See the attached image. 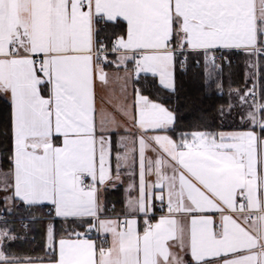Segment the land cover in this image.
Instances as JSON below:
<instances>
[{
    "label": "snow or ice",
    "instance_id": "6c2138e0",
    "mask_svg": "<svg viewBox=\"0 0 264 264\" xmlns=\"http://www.w3.org/2000/svg\"><path fill=\"white\" fill-rule=\"evenodd\" d=\"M234 55L237 126L174 139L177 72ZM0 104V205L47 218V264H264V0H0Z\"/></svg>",
    "mask_w": 264,
    "mask_h": 264
},
{
    "label": "trees",
    "instance_id": "16d2710c",
    "mask_svg": "<svg viewBox=\"0 0 264 264\" xmlns=\"http://www.w3.org/2000/svg\"><path fill=\"white\" fill-rule=\"evenodd\" d=\"M243 56L231 57V66L225 63V69L218 79L206 82L202 75L201 65L190 61L186 73L177 72V97H173L170 105L177 110V132L174 139L179 138L180 132L214 131L220 128V110L231 102L228 94L230 89L244 90L252 85L246 81L247 65ZM260 85V78H259ZM0 122L7 123V111L0 104ZM6 144L7 141L5 140ZM121 189L108 191L107 201L122 205ZM5 220L0 222V230L7 229L15 239H8L2 245L8 254H19L35 259H45L48 255L46 247L45 228L47 218L40 213L33 214L22 205H16L11 211L0 206V216ZM43 221V222H40ZM26 225V226H25ZM59 227V225H57Z\"/></svg>",
    "mask_w": 264,
    "mask_h": 264
},
{
    "label": "crops",
    "instance_id": "0c3cea01",
    "mask_svg": "<svg viewBox=\"0 0 264 264\" xmlns=\"http://www.w3.org/2000/svg\"><path fill=\"white\" fill-rule=\"evenodd\" d=\"M233 96H235V95L234 94L231 95V101H234L235 100V98ZM98 106H99V102H98ZM236 111L237 110L234 111V113H233L232 116H229V115L228 116H224L223 117V121H226V122L232 121L233 120V117L236 116ZM236 123H238V121ZM236 126H237V124H234L233 126H230V127H223V129L224 130H231V129L235 128ZM117 189H121L122 190L121 191V194H122L123 200H124V197H125L124 187L121 186V187H119ZM117 189H109V191H115ZM107 193H106V197H107ZM3 195H4L3 193H0V198H2ZM110 204H112V203H110ZM0 206L2 207L3 205H0ZM6 206H7V208L10 207L11 210L13 209V206H11V205H6ZM121 206L119 204V205H117V208H120ZM0 250H2L5 253L6 256H8L9 258H12L15 262H17V264H28V261H36V262L43 261V264H47V261L50 259V255H51L50 254V251L48 249H47L48 255H47V257L45 259H35V258H30V257H27V256L15 254V253L14 254H8V253H6L3 250V246L2 245H0Z\"/></svg>",
    "mask_w": 264,
    "mask_h": 264
},
{
    "label": "rangeland",
    "instance_id": "374dc122",
    "mask_svg": "<svg viewBox=\"0 0 264 264\" xmlns=\"http://www.w3.org/2000/svg\"><path fill=\"white\" fill-rule=\"evenodd\" d=\"M246 65H248V62H246ZM254 71H256L255 69H251V68H249L248 66H247V71H246V81H250L249 80V74L250 73H252V72H254ZM259 76L255 79V80H251V82H252V85L249 87V88H251L252 86H253V84H255L256 86H257V92L259 93ZM235 90H237V89H230L229 90V92H228V94L231 96L232 94H234L235 96H233L234 98H235V100L234 101H231L230 103L231 104H236L237 103V98H236V92H235ZM258 99H259V96L257 97ZM250 103H251V101H250ZM229 106V105H228ZM228 106H226V107H223L222 109L224 110V113H225V115L224 116H228ZM235 110H238V109H236V108H234L233 110H232V113H231V116L233 115V113H234V111ZM223 116V117H224ZM223 117H221V115H220V119L222 120L221 122H220V128H223V127H230V126H233L234 124H237L236 122H234L233 120L232 121H228V122H226V121H223ZM219 128V129H220ZM2 208L3 209H7V206L5 205H3L2 206Z\"/></svg>",
    "mask_w": 264,
    "mask_h": 264
},
{
    "label": "built area",
    "instance_id": "2783aa9c",
    "mask_svg": "<svg viewBox=\"0 0 264 264\" xmlns=\"http://www.w3.org/2000/svg\"><path fill=\"white\" fill-rule=\"evenodd\" d=\"M226 62V61H225ZM5 220V216H0V222L4 221Z\"/></svg>",
    "mask_w": 264,
    "mask_h": 264
}]
</instances>
